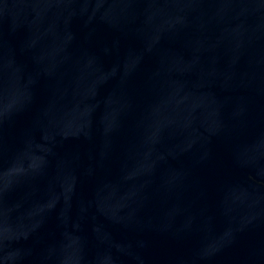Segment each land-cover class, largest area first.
Wrapping results in <instances>:
<instances>
[{"label":"water","instance_id":"95a60500","mask_svg":"<svg viewBox=\"0 0 264 264\" xmlns=\"http://www.w3.org/2000/svg\"><path fill=\"white\" fill-rule=\"evenodd\" d=\"M0 264H264V0H0Z\"/></svg>","mask_w":264,"mask_h":264}]
</instances>
